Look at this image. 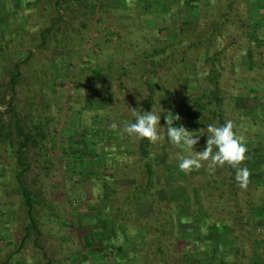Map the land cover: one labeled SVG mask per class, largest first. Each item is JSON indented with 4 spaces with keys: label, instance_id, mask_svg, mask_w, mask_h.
<instances>
[{
    "label": "rangeland",
    "instance_id": "1",
    "mask_svg": "<svg viewBox=\"0 0 264 264\" xmlns=\"http://www.w3.org/2000/svg\"><path fill=\"white\" fill-rule=\"evenodd\" d=\"M205 2L0 0V121L6 126L2 133L9 132L10 142H15L11 127L15 113L26 124L40 122L46 134L39 150L42 159L33 164L35 168L32 167L24 177L31 193L34 192L40 204L45 206L38 205V216L34 217L39 222L40 235L31 230L26 240L23 239L26 208L16 194L10 170L15 164L14 160H10L11 150L17 146L11 148L8 144H0V264H46L47 260L48 264H115V255L109 250L111 245L122 246L125 254L130 252L121 234L115 236L105 230L103 220L110 217L111 206L108 200L96 198L98 194L88 176L95 170L93 164L96 159L84 160L81 155L84 144L80 140L90 133L92 127L99 126L103 121L109 123L108 118L115 110L119 112L132 100L138 103L144 98L143 79H139L144 72L139 71L136 60L134 75L127 63L119 61L122 55L130 59L133 52L141 54L146 48L144 43L150 38L147 36L168 39L172 34L166 29L170 17L163 21L158 14L166 13L174 5L170 13L174 16L176 12L181 14L178 22L183 25L179 32L189 41L195 40L202 32L201 28L193 27V20L197 18L195 8L203 7ZM260 4L259 0H236L238 18L231 17L239 22L235 28L247 19V15L263 18V26L253 41L235 37L231 49L248 46L252 60L258 66L257 70L249 71V59L246 53H242L238 72L246 84H240L239 92L247 94V90L254 89L258 93L254 94L257 105L251 103L249 95H240L243 96L240 106L244 115L257 111V116H243L242 124L237 125L235 132L246 138L249 155H253L254 150H260L264 159V6ZM199 15L203 16V13L200 11ZM176 20L173 18V21ZM200 21L203 22L202 19ZM48 28L50 32L42 43L40 35ZM128 58L125 57V60ZM125 73L130 75H123ZM16 74L19 77L11 85ZM256 76V83L248 82L250 85H247V78ZM126 79L128 87L125 89ZM189 80L192 82V78ZM176 96H187L184 102H188L198 98V91H180ZM163 119L161 116V124ZM110 124L115 127L112 122ZM91 141L86 139V143ZM104 145L108 146L106 142ZM99 152L103 153L102 150ZM160 165L158 163L156 168L162 171ZM256 165L253 164L262 178L264 169H258L259 164ZM3 166L8 169H3ZM175 167H172V172H175ZM192 172L198 173L200 169ZM206 172L213 174L211 170ZM176 178L178 174L175 172L173 179ZM203 179L194 178L197 188L210 181L211 177ZM140 180L142 184L143 179ZM252 180H259L258 176L252 177ZM248 193L262 196L260 191ZM169 196L165 190L162 192V198L167 200ZM211 202L218 203V200L213 198ZM48 207L52 210L47 211ZM149 208L148 197L139 199V214L149 213ZM185 213L180 211L179 215L189 220L191 214H197V208L191 205L188 208L190 214ZM190 225L189 222L181 225L189 230L188 233L179 228V232L173 230L172 237L181 233L195 240L191 235L192 228H188ZM108 236H114L116 240L109 242ZM206 239L216 241L213 233H208Z\"/></svg>",
    "mask_w": 264,
    "mask_h": 264
},
{
    "label": "trees",
    "instance_id": "2",
    "mask_svg": "<svg viewBox=\"0 0 264 264\" xmlns=\"http://www.w3.org/2000/svg\"><path fill=\"white\" fill-rule=\"evenodd\" d=\"M206 2L203 7L195 8L197 18L193 20V27H199L202 31L200 38L195 40L189 41L179 32L183 24L178 22L180 13L176 12L175 16L170 13L174 5L166 13L158 14L163 21L170 17L166 26L172 32L167 37L169 40L147 36L146 38H150L144 43L146 48L141 54L133 52L130 59L122 55L119 61L122 64L127 63L134 75L136 60L139 71L144 72L139 76V79H143L146 91L144 98L138 103L132 100L131 104L127 103L129 105L126 104L119 112L115 110L108 118L109 123L103 121L99 126L92 127L90 133L80 140L84 144L81 153L84 160L96 159L93 164L95 170L88 175L94 186L93 190L98 194L96 198L108 200L111 206L110 217L103 220L105 230L115 236L121 234L130 248V252L125 254L122 246L109 247L115 255V264H264V176L260 178L259 170L255 168L259 164L258 169H264L260 150H254V154L249 155L247 143V159L242 162L241 167L246 166L250 176L247 187L241 188L235 179L236 170L228 165L217 167L213 174L206 172L210 171L208 162H203L198 173L181 171L177 160L181 149L168 142L166 128L160 129L165 133L164 140L155 144L147 139L130 137L123 132L125 124L134 121L133 109L141 113L151 110L162 112L163 117L167 113L178 114L181 119L174 124H183L189 130L198 131L202 135L195 149L199 151L204 147L208 124L220 126L231 119L235 131L237 125L242 124L243 116H257V111L255 114L244 115L240 106L243 102V96L239 97L240 95H249L253 103L257 101L254 94L258 93L254 89L247 90V94L239 92L240 84H246L242 82L238 72L242 53H246V58L249 59V71L257 70L258 66L252 60L248 46L236 49L233 47V50L231 48L235 44V37L253 41L258 35L257 31L263 26V18L247 15V19L235 28L239 22L233 21L231 17L238 18L236 0ZM259 2L264 6V0ZM56 5L58 7V3ZM200 11L203 16H198ZM173 18L177 20L173 21ZM136 30L139 32L140 29L136 27ZM49 32V28L42 31V43ZM16 75L12 78L11 85L19 77V74ZM128 79L125 81V89L128 87ZM256 79L257 76L247 78V85L256 83ZM187 90L198 91V98L184 102L187 96H176L180 91ZM171 99L173 101L168 102ZM255 103L253 107L257 105ZM128 111L131 114H127ZM12 118L15 142H10L9 132L2 133L6 126L0 121V144H8L11 148L17 146L11 150L10 160H14L15 164L10 170L13 172L11 177L16 194L21 197L26 208L27 222L23 238L26 240L31 230L37 236L40 235L39 222L34 217L38 216L36 207L43 205L37 200V195L31 193L24 177L31 172L33 164L36 165L42 159L39 150L46 134L40 122L26 124L15 113ZM111 122L115 127L111 126ZM164 124L163 119L161 125ZM86 139L92 141L86 143ZM105 142L108 146L104 145ZM158 163L161 164L162 171L157 170ZM172 167H175L174 171L178 174L176 180L173 179L175 172H172ZM2 168L8 169L5 166ZM256 176L259 180H252ZM206 177H211V180L197 188L194 178L204 180ZM140 179H143L142 184ZM172 186L174 188L170 189ZM164 190L165 194L170 195L167 200L161 197ZM251 191H260L262 196H252L248 193ZM145 196L150 201V212L141 215L137 211L138 201ZM213 198L218 203L211 202ZM124 205L125 208L122 207ZM191 205L197 208L196 215L191 214L189 220L188 217L179 215L180 211L190 214L188 208ZM51 210L50 207L47 208V211ZM187 222L191 224L188 228H192L191 235L195 240L181 233L172 237L175 229L179 232L180 228L188 233L189 230L181 226H185ZM208 233H213L216 241L206 239ZM114 239L116 240L114 236L107 237L109 242ZM48 263L50 262L47 260L46 264Z\"/></svg>",
    "mask_w": 264,
    "mask_h": 264
},
{
    "label": "clouds",
    "instance_id": "3",
    "mask_svg": "<svg viewBox=\"0 0 264 264\" xmlns=\"http://www.w3.org/2000/svg\"><path fill=\"white\" fill-rule=\"evenodd\" d=\"M134 121H128L123 132L136 139H147L150 143L164 140L165 133L160 131L166 128V137L170 144L181 149L177 156L178 167L188 173L199 170L203 162H208V168L214 171L217 167L225 165L236 170L235 179L241 188H246L250 171L246 166L241 167L247 159L248 151L246 138L234 131V123L231 119L224 124L206 126L207 138L202 150H195L199 145L202 135L198 131H191L183 124H174L180 121L178 114L167 113L164 116L165 124L161 125L162 112L144 111L143 113L133 109ZM215 149V150H214ZM187 153V155H185Z\"/></svg>",
    "mask_w": 264,
    "mask_h": 264
}]
</instances>
